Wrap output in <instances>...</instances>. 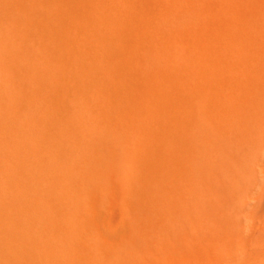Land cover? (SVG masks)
Here are the masks:
<instances>
[{
    "label": "bare ground",
    "instance_id": "6f19581e",
    "mask_svg": "<svg viewBox=\"0 0 264 264\" xmlns=\"http://www.w3.org/2000/svg\"><path fill=\"white\" fill-rule=\"evenodd\" d=\"M163 2L168 3V0ZM157 3L158 0H0V15L3 18L0 24L13 27V30L8 33V37L11 38L9 45L14 51V57L8 66V71H12L11 80L17 82L23 80L27 76L25 71L30 68L36 69L32 73L34 76L31 75L35 78L33 91H39L40 94L37 92L36 97L40 96L46 104L45 109L42 106V116H39L43 117V120L55 122L56 127L62 133L63 129L75 126L73 121L81 124L84 116H80V113H83L84 108L89 110L90 105L92 109L97 110L102 106L118 105L120 99L122 101L125 98L123 101L130 102L131 106L129 104L125 106L123 102L122 106L125 108L120 109L118 105L117 108L121 112L119 110L116 111L117 113L124 115L125 113L122 114V112L125 109L126 113L129 112L125 115H130V118L134 114L132 112L141 113L143 107L133 105V102L138 103L140 100L142 102L143 95L141 97L137 95L139 93L146 95L148 90L146 91L144 85H141L143 83H140L141 86L137 84L134 87L135 78L137 79L140 75L138 65L141 62L136 64L142 60L137 40L146 39L151 28L161 23L156 22L158 21L156 18L163 16L164 11L162 10L167 9L169 4L165 5V9H161ZM121 23L122 25L123 23L134 24L135 28L133 27L132 30L130 25H125L132 30L129 31L128 28L129 32L126 33L127 27L122 28ZM163 25H161L162 28H164ZM171 25L173 26L172 23ZM120 27L125 31H121ZM165 30L160 29L161 35H164L162 31ZM156 33L151 34L152 38ZM166 33L169 31H165ZM171 35L173 34L169 37ZM163 38L166 39V36L164 35ZM152 40L150 39L151 42ZM242 40L240 46L242 65L239 63L242 69L237 66L241 72L239 74V71L235 69L238 78H234V81L231 75L233 71L227 75L231 78L226 76L228 82L231 81V83L225 91V109L207 114V118L203 117L207 122H202L201 118L202 125H199L197 120L190 127V131L187 130L185 139L178 141L176 145L177 234L174 244L159 241L162 221L161 216L156 218L154 215V211L159 206L157 196L146 193L148 200L145 203L141 201L139 204L131 198L126 199L125 195L118 190V187L122 185L118 186L117 174L119 173H116L117 169L115 170L113 166L114 151L113 149L107 150L111 145L103 146L106 145L105 142L99 143V141L87 145V148H90L92 153L100 158V161L98 162L97 159L88 167L78 164L77 176L82 182L87 183L86 181L92 178L96 180L94 186L88 187L85 184L87 188L81 190L88 195L86 207L80 211V214L86 217L85 224L75 226L74 223H69L63 211L51 214L55 221L52 228L54 231L62 230L63 227H73L80 232L78 240L71 237L69 241L61 242V244H75L74 247H80L82 253L88 255L89 259L86 264H264V28L246 33ZM162 42L165 43L164 39ZM145 43L148 42L145 41ZM166 43L169 42L166 41ZM154 44L152 47L157 46ZM171 44H168L169 47ZM32 45L37 46L35 47L37 50ZM168 45L166 48H169ZM148 48H151L150 45ZM158 49L161 50L160 47ZM158 49L154 48L155 51ZM35 51H37L36 54ZM21 52H23L21 56H24L22 58L19 57ZM33 53L38 60L34 61L35 59L32 58L31 60L36 63L31 64L27 61V55ZM39 54L43 55L44 60L39 61ZM139 56L141 59L139 58L140 60L135 64ZM155 64L158 65L157 62ZM145 66L142 64V67ZM232 74L235 75L234 72ZM43 76L44 79H42ZM11 96L15 95L11 94ZM27 96L31 99V95L24 91L18 94L17 99L22 98L23 100L24 97V100H27ZM75 104H83L79 116L77 115L78 118L72 115L75 110L71 111ZM112 108H108L109 113L107 110L97 111L94 120H89L88 116L89 119L85 121L88 120L92 126L94 124L100 126L103 120H107L110 124H116L115 128L119 127L117 124L119 119L113 116ZM77 111L79 110H76V113ZM92 111L95 112V110ZM90 112L88 114L93 117ZM4 113L6 115L9 111H4ZM121 115H119L120 118ZM123 119L122 122L119 121L120 124L125 122ZM125 119L131 120L132 118L125 116ZM5 122L2 128L6 125ZM98 122L101 123L98 124ZM85 123L88 124V122ZM110 124L108 125L111 127ZM124 124L121 128L125 130L123 135L128 151L133 152L136 144L149 143L146 138L147 134L138 130L140 125L136 124L135 120L132 119ZM84 125L81 124V127H85ZM88 126L81 129L86 130ZM96 126L94 127L97 128ZM136 128L143 137H135ZM6 129L2 131L4 134H6ZM55 130L56 128L52 132ZM62 133L60 136H63L64 133ZM60 136L56 137L61 138ZM11 138H14L13 135ZM49 138L46 139L49 140ZM17 139L15 137L16 141ZM61 139L63 141V138ZM75 144H78L80 148H86V144L78 141H75ZM22 147L23 145L21 149ZM43 151H45L44 148ZM0 155H2L1 151ZM106 156H110L111 159L106 161ZM15 179L19 182L18 178ZM22 187L25 188L26 185ZM127 192L129 194V190ZM142 194L144 195L143 191ZM113 211L119 217V219L116 217L117 222L113 220L115 216ZM4 217L7 216L4 214ZM89 240L95 242L96 247H92ZM150 243L152 245H149ZM49 247L54 248L55 246L50 244Z\"/></svg>",
    "mask_w": 264,
    "mask_h": 264
},
{
    "label": "rangeland",
    "instance_id": "374dc122",
    "mask_svg": "<svg viewBox=\"0 0 264 264\" xmlns=\"http://www.w3.org/2000/svg\"><path fill=\"white\" fill-rule=\"evenodd\" d=\"M162 1L164 0H158L157 6L159 8L165 9L166 4H169V6L165 9L166 11L162 10L164 11L163 16L161 15V17H163L162 19L158 17L156 18L158 21L156 19L154 20H156V22L160 21L164 25L160 23V26L157 25V27L151 28L152 30H150L149 34L147 33V36H149L146 37V39L137 40V42L139 41L138 45H140L139 55L142 57L139 56L135 64L141 58L142 60L136 64L138 65L141 62V64L138 65L140 67L138 69L141 72L138 70L140 75L137 73L139 76L137 79L135 78L136 83L134 87L137 84L140 85V83H143L141 85H144L145 90L148 91L146 96L144 93H139L135 89L139 93L137 96L141 97L143 95V99L142 102L140 100L138 103L134 101L133 105L143 107V110L141 113L139 111L132 112L134 114L131 115V118L136 121V124L140 125L138 130H140L141 133L147 134L146 138H148L149 143L136 144L133 152L132 150L128 151L126 149V139L123 135L125 130L121 128L125 122L132 120L130 115H125L129 113H126L127 111L125 109L124 112H122V114L125 113L124 115L119 113L122 107L125 108V106L130 103L123 101L125 98H123L122 101L120 99L119 106L113 105L114 107L116 106V108L107 105L98 107L99 109L96 110L95 108L92 109V105H90L89 110L91 107V112L84 108L83 113H80L83 104L73 105L74 107L72 106L71 111L75 110V113L72 115L78 118L80 113V116H84V118L82 117L81 124H85V127L89 125L86 130H84L85 127L82 126L84 131L81 129L80 122L75 123V121H73L74 125H77V128L73 126V128L63 129V134L62 131H59L56 127L55 122L52 120H43V117H41L42 106H44L43 108L45 109L46 104L40 96L37 95L38 97H36L37 92L40 94L39 91H33L35 78L32 77L34 76L32 73H34L36 69L28 68L29 70L25 71L27 76L23 80L18 82L16 80H11L12 71H8V66L14 57V51L9 45L11 38L8 37V33L13 30V27H9L8 24H0V132L4 131L6 128L8 131L5 130L6 134H4V132L0 133V151L2 153L0 159L2 157L4 161L0 160V163H3L0 164V168H3L0 169V218L2 219L3 217L2 220L0 219V264H86L89 259L88 255L82 253L80 247H74L75 244H63L64 241L66 242L71 237H75V240H78L77 237L80 236V232L73 227H63L62 230L54 231L52 228L55 225V221L52 216L55 212L63 211L69 223H74L75 226L85 224L86 217L82 216L80 211L86 207L88 195L84 194V191L81 192V190L87 188L84 186L85 184L88 187L94 186L96 180L92 178V180L86 181L87 183L82 182L77 176V170L78 164L79 166L88 167L92 165L93 161L95 162L97 159L98 162L100 161V158H97L96 155L92 153L93 151L87 148L89 143H98L97 141H99V143L105 142L104 144L106 145L103 146H108L107 144L111 145V147L108 146L107 150L113 149L114 151L113 166H115V170H118H116V173L120 175L117 174L119 180L118 186L122 185L118 187V190H120L119 192H121V194L125 195L124 197L126 199L131 198V200L139 204L141 201L145 203V201L148 200L146 193L157 196L159 206L157 210L154 211V215L156 218L161 216L162 221L161 238L159 241H167L174 244L177 234V216L175 211L177 205L176 145L178 141L185 139L187 130L189 129L190 131V127H192L197 120L199 125H202L203 123H200L201 118L202 122H207L206 119H203L205 116L207 118V114H211L213 111L217 112V110L223 111V109H225V91L227 86L229 87V83H231L230 79V82H228V78L231 77L227 75L232 71L235 74V69L239 71V74L241 72L242 64L240 60L242 57L240 58V53L242 48L240 46L242 45L243 36L245 37L246 33L249 34L264 28V26H262L264 25V0H171L172 2L168 0V3H162ZM0 20H3L2 15H0ZM164 20L167 21V23ZM130 24L131 23H123L122 25L121 23L120 25L122 28H126ZM161 25H163L164 28H162ZM130 26L132 30L135 28L134 24ZM122 28L121 31L126 30V33L132 31L130 27H127L125 30ZM128 28L130 29L129 31ZM154 28H158L157 30L159 31ZM160 29H164L166 32L169 31V33L166 34L165 31H162L166 39L163 38V34L161 35ZM153 33L156 34H154L152 38L153 35L151 34ZM170 34L173 35L169 37ZM156 36L157 38L155 39ZM161 37L162 40L160 39ZM150 39L154 40L151 42ZM163 39L165 43L162 42ZM16 40L17 39H15V41ZM165 40L169 43H166ZM145 41L148 43L151 42L152 44L145 43ZM172 42L175 46H173L174 44ZM153 44L157 45L158 48L160 47L161 50L156 48L157 46H153L155 50L158 49V51H155L152 47ZM168 44H171V46L169 47ZM149 45L151 48H148ZM166 45H168L169 48H166ZM145 46L146 48L144 49ZM161 46L164 48L162 47V49ZM33 47L35 48L37 46ZM174 47L179 51L176 52ZM35 49L37 50V48ZM149 49H151L152 52ZM36 52L37 51H35V54ZM21 53L19 56L20 58L24 57L21 56L23 52ZM154 53L156 54L154 55ZM35 54L27 55V61H30L31 64L32 62L36 63L34 61L38 60L34 57ZM42 56L43 55H40L39 61L44 60ZM32 58L35 60H31ZM144 59L147 62H145ZM154 62H157L158 65ZM142 64L143 66L146 65L145 67L147 68L145 69V67H142ZM237 66L241 69L238 70ZM141 67L144 69L142 70ZM232 73L231 75L234 81V78H238V73L235 74L237 77H233L235 75ZM172 76L176 77L173 78ZM226 76L228 78H226ZM42 79H44V76ZM18 86L21 88L20 90ZM24 91L26 94L31 95V99L27 96L28 102L26 99V101L24 100V97V102L22 98H19V100L17 99L18 94ZM34 92H36L35 96ZM11 94L15 96H11ZM123 102L125 106H122ZM23 105H27L26 108ZM117 106L120 107V109H118ZM129 106H131V104H129ZM109 107L112 108L111 111L114 113L113 116L119 119V121L121 120L122 122V118H124L123 120L125 122L122 124L117 120L119 127L117 126L115 128L116 124L113 123V126V124H110V121L103 120V122L101 121L102 123L100 122L103 125L98 122L100 126H96L97 124L93 123L94 126L97 127L95 128L89 124L88 120L85 121V119L89 118L91 121L94 120L97 111L104 112L107 110L109 113ZM76 110H79L77 111L78 114ZM92 110H95V112ZM4 111H9V113L5 115ZM43 111L46 112L45 110ZM116 111L119 112L117 113ZM89 112L92 113L93 117L88 114ZM132 113L130 112V114ZM118 114L121 115V118ZM3 115L7 119H5ZM10 115H15V117L13 118V116ZM116 115H118L119 118ZM9 116L11 119H8L10 118ZM125 116L129 117L131 120H127L128 118L125 119ZM15 120H17V122ZM84 121L88 122V124ZM4 122L6 123V127L4 126V128H2ZM108 124H110L111 127ZM142 126L147 127V132H143V130H146L144 129L145 127L143 128ZM54 128H56V130L52 132ZM138 130L137 128L134 130L135 137H143ZM94 131L98 135H96ZM104 132L106 133L104 134ZM114 132H117L118 135ZM61 133L63 136H60ZM11 134L14 138H11ZM57 135L63 138V141L61 138H57ZM15 137L18 138L17 141ZM94 137H96V139ZM101 137H103V139H101ZM46 138H49V140ZM109 139L112 141L110 142ZM5 140L7 141L4 143ZM75 141L84 145L86 144L85 147L88 150L78 147ZM118 141L122 143L120 144ZM20 142L23 143L21 144ZM14 143L16 145H14ZM1 145L3 147H1ZM10 145H12V147ZM21 145H23L22 149ZM43 148L45 151H43ZM89 150L91 151L89 152ZM3 153L7 154L4 156ZM116 156H118L119 159ZM109 158L110 156H106V161L107 159L108 161L111 159ZM101 159L105 161V159ZM11 165L17 166L12 167ZM15 178H18L19 182H17ZM23 181L25 182L24 184ZM21 184L22 186L26 185V187H22ZM19 186L22 187V190L18 189L20 188ZM127 190H129V194H127ZM139 192L141 193L139 194ZM37 195L38 197H36ZM128 195H130V197ZM114 211L113 215L115 216H113V220L119 219ZM2 213L7 217H4ZM158 238L159 235L157 236V239ZM61 242L63 243L61 244ZM50 244L55 247L50 248ZM89 244H91L92 247H96L95 242L92 240H89ZM149 245L152 244L150 243Z\"/></svg>",
    "mask_w": 264,
    "mask_h": 264
}]
</instances>
